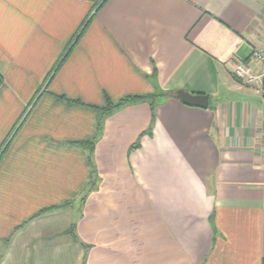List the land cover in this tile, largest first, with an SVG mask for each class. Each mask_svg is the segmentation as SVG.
Instances as JSON below:
<instances>
[{"label": "crops", "instance_id": "0c3cea01", "mask_svg": "<svg viewBox=\"0 0 264 264\" xmlns=\"http://www.w3.org/2000/svg\"><path fill=\"white\" fill-rule=\"evenodd\" d=\"M262 46L264 0H0V264H261Z\"/></svg>", "mask_w": 264, "mask_h": 264}, {"label": "built area", "instance_id": "2783aa9c", "mask_svg": "<svg viewBox=\"0 0 264 264\" xmlns=\"http://www.w3.org/2000/svg\"><path fill=\"white\" fill-rule=\"evenodd\" d=\"M250 57L257 62L262 68L256 70L244 62H234L232 73L240 80L247 84L255 86L260 91H264V46L253 48Z\"/></svg>", "mask_w": 264, "mask_h": 264}, {"label": "water", "instance_id": "95a60500", "mask_svg": "<svg viewBox=\"0 0 264 264\" xmlns=\"http://www.w3.org/2000/svg\"><path fill=\"white\" fill-rule=\"evenodd\" d=\"M175 97L185 105L206 108L208 105V96L200 93H190L184 90H176L174 94H169Z\"/></svg>", "mask_w": 264, "mask_h": 264}, {"label": "trees", "instance_id": "16d2710c", "mask_svg": "<svg viewBox=\"0 0 264 264\" xmlns=\"http://www.w3.org/2000/svg\"><path fill=\"white\" fill-rule=\"evenodd\" d=\"M2 83H3V78H2V76L0 74V86L2 85ZM60 98L65 99V100L70 101V102L79 103L78 101H74V100L72 101V100H69L68 98H65L63 96H60ZM137 98H139V96L127 97V98H124V99L119 100L116 103H112L111 101H109V100L106 99V106H105L104 109L105 110L111 109V108L117 107V106H119V105H121V104H123V103H125L127 101L136 100ZM261 264H264V259L262 260V263Z\"/></svg>", "mask_w": 264, "mask_h": 264}]
</instances>
